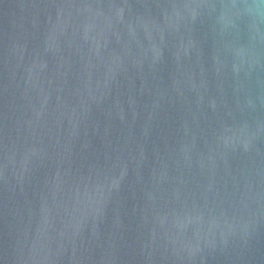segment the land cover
<instances>
[{
	"label": "water",
	"instance_id": "obj_1",
	"mask_svg": "<svg viewBox=\"0 0 264 264\" xmlns=\"http://www.w3.org/2000/svg\"><path fill=\"white\" fill-rule=\"evenodd\" d=\"M0 264H264V0H0Z\"/></svg>",
	"mask_w": 264,
	"mask_h": 264
}]
</instances>
